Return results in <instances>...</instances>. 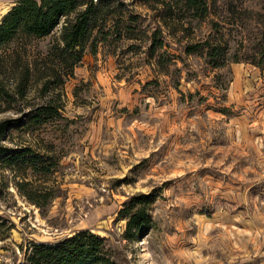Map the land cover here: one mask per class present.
<instances>
[{
	"label": "rangeland",
	"instance_id": "1",
	"mask_svg": "<svg viewBox=\"0 0 264 264\" xmlns=\"http://www.w3.org/2000/svg\"><path fill=\"white\" fill-rule=\"evenodd\" d=\"M13 1L0 0V17ZM124 1L144 30L164 16L158 4ZM208 20L216 21L184 20L164 33L167 52L184 61L177 89L193 95L189 104L149 67L141 33V41L99 43L69 78L55 63L40 69L60 24L26 41L22 57L31 73L23 103L38 105L58 92L61 119L33 136L10 131L3 144H39L58 163L46 177L27 176L53 194L42 209L13 188L17 173L0 169V264L21 263L32 242L54 243L79 230L105 238L119 264H264V69L242 62L211 69L185 56V44L214 30L228 40V56L238 49L242 35L232 17L216 29ZM132 42L138 48H127ZM137 193L153 194L146 208L152 229L123 240L116 212Z\"/></svg>",
	"mask_w": 264,
	"mask_h": 264
},
{
	"label": "trees",
	"instance_id": "2",
	"mask_svg": "<svg viewBox=\"0 0 264 264\" xmlns=\"http://www.w3.org/2000/svg\"><path fill=\"white\" fill-rule=\"evenodd\" d=\"M160 5L164 12L160 21L144 30L143 19L128 8L124 0H15L0 17V113L12 111L13 116L0 119V169L17 173L19 180L13 188L28 203L42 209L53 198L50 190L34 184L27 176L46 177L57 166V159L39 144L25 143L16 147L5 146L4 138L13 131L18 136H33L48 125L61 119L60 94L44 99L40 104H24L30 80L29 63L22 53L27 40L42 39L52 34L60 24L57 40L51 45L46 60L40 61L42 71L51 65L62 69L66 77L85 53L93 55L99 43L115 37L125 41H141L136 33L145 35V54L149 67L159 75L168 76L171 87L179 95L178 102L189 104L193 95L178 91L184 61L167 52L164 33L182 21L208 20L216 29L232 17L242 39L238 49L228 56L229 42L221 33L207 34L203 39L187 43L182 48L185 56H199L211 69H222L228 63H248L264 69V0H138ZM255 2L259 8L246 6ZM166 17V20H163ZM61 22V23H60ZM139 43V42H137ZM127 48L136 49L132 42ZM48 61L49 64L46 63ZM52 61V62H51ZM180 63V67L177 66ZM52 71V70H51ZM185 76H189L185 72ZM57 83H61L60 80ZM157 84L156 81L142 86ZM50 82L44 80L39 94L49 91ZM224 90V88H222ZM224 113L226 108H216ZM125 112V110H124ZM153 194L137 193L128 197L116 212V220L123 221L121 238L134 241L152 229L146 213ZM19 264H119L107 245V240L89 230L73 232L54 243L32 242Z\"/></svg>",
	"mask_w": 264,
	"mask_h": 264
}]
</instances>
